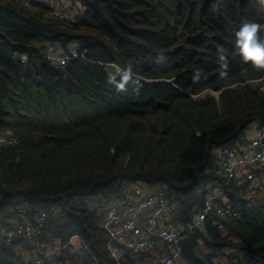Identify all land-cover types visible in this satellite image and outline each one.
I'll use <instances>...</instances> for the list:
<instances>
[{"label": "trees", "instance_id": "16d2710c", "mask_svg": "<svg viewBox=\"0 0 264 264\" xmlns=\"http://www.w3.org/2000/svg\"><path fill=\"white\" fill-rule=\"evenodd\" d=\"M54 1L73 22L0 0V134L18 138L0 151V264H29L38 244L60 264L159 263L166 245L119 261L104 252L103 215L134 187L165 188L186 230L219 188L217 203L238 217L185 232L181 264H264V194L215 174L220 149L264 126V68L234 51L242 24L264 25V0ZM48 48L76 57L58 66ZM114 66L133 81L123 93L108 83L123 76ZM41 213L31 242L3 241L15 220L35 226Z\"/></svg>", "mask_w": 264, "mask_h": 264}, {"label": "built area", "instance_id": "2783aa9c", "mask_svg": "<svg viewBox=\"0 0 264 264\" xmlns=\"http://www.w3.org/2000/svg\"><path fill=\"white\" fill-rule=\"evenodd\" d=\"M37 3L52 6L54 0H33ZM53 14L59 20L73 22L74 14L63 13L53 9ZM47 58L58 66H65L76 57V49L70 54L55 52L52 48L46 51ZM21 62L24 59L21 58ZM117 75H124L125 71L118 66L113 67ZM264 90V87H262ZM18 138L11 134H0V151L16 145ZM215 174L225 183L234 182L237 186H245L250 195L264 194V126H255L250 133L244 132L243 138L233 147L220 149ZM222 191L216 188L209 195L204 209L196 216L193 225L186 230L177 223H173V209L166 189L156 187L153 191L144 192L141 187H134L131 191H124L120 204H110L101 220V226L106 234L107 252L115 261L128 255L138 256L145 251H152L158 245L163 247L159 263L150 264H180L181 243L185 232L190 234L199 228L210 216H214V225L219 231L224 230L228 220L236 219L238 211L224 201L218 204ZM21 215L24 214L20 210ZM45 213L36 219V225L19 223L15 220L10 227L3 231L2 239L12 244L15 239L23 238L29 242L40 233ZM38 252L29 264H60L52 258L53 251L43 245H37ZM56 248L55 250H58ZM248 264H261L252 258Z\"/></svg>", "mask_w": 264, "mask_h": 264}, {"label": "clouds", "instance_id": "9594fccd", "mask_svg": "<svg viewBox=\"0 0 264 264\" xmlns=\"http://www.w3.org/2000/svg\"><path fill=\"white\" fill-rule=\"evenodd\" d=\"M234 51L243 63L248 64L250 62L253 67L264 68V25L256 22L242 24L235 33ZM221 60L225 61L221 67L226 68V58L221 56ZM227 76L226 71L220 72L221 78H227ZM194 79H198V76ZM130 81L127 72L119 80L114 75H110L108 78V83L120 93L127 90Z\"/></svg>", "mask_w": 264, "mask_h": 264}, {"label": "rangeland", "instance_id": "374dc122", "mask_svg": "<svg viewBox=\"0 0 264 264\" xmlns=\"http://www.w3.org/2000/svg\"><path fill=\"white\" fill-rule=\"evenodd\" d=\"M51 7L54 10H56V11H62L65 14L66 13H72V14L76 13L75 11H72V9L70 8V6L66 2H62V3L56 2V3L52 4ZM207 94L210 95V96H214L215 98L217 96L216 93H212V92H208ZM254 195H258V194H254ZM104 252L106 253L107 257L109 258V255L107 254L105 247H104Z\"/></svg>", "mask_w": 264, "mask_h": 264}, {"label": "crops", "instance_id": "0c3cea01", "mask_svg": "<svg viewBox=\"0 0 264 264\" xmlns=\"http://www.w3.org/2000/svg\"><path fill=\"white\" fill-rule=\"evenodd\" d=\"M254 127H255V126H254ZM254 127L249 128L248 131L251 133ZM248 131H247V132H248Z\"/></svg>", "mask_w": 264, "mask_h": 264}]
</instances>
